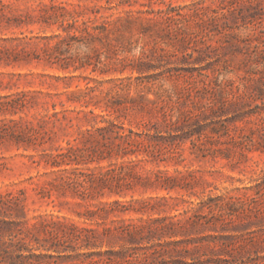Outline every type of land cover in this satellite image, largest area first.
<instances>
[{"label":"rangeland","instance_id":"rangeland-1","mask_svg":"<svg viewBox=\"0 0 264 264\" xmlns=\"http://www.w3.org/2000/svg\"><path fill=\"white\" fill-rule=\"evenodd\" d=\"M0 7V264H264V0Z\"/></svg>","mask_w":264,"mask_h":264},{"label":"trees","instance_id":"trees-1","mask_svg":"<svg viewBox=\"0 0 264 264\" xmlns=\"http://www.w3.org/2000/svg\"><path fill=\"white\" fill-rule=\"evenodd\" d=\"M1 8V7H0ZM2 17L3 13L0 11V25L2 24ZM24 103H22V100H18V98H10L8 100H4L0 102V108H16V107H22ZM60 112L63 115H66L63 111L55 110L50 117H56L59 118ZM121 126H117V124L113 121H111V124L105 125L102 127H98L100 130H110L113 133H115L116 139H118V150L120 151L119 154L122 156L128 155V154H138L143 153L146 151V142L144 139L139 138L138 136H142V133H139L138 131L135 132L133 129H130L127 133L125 130H122L120 128ZM12 134V133H11ZM15 134V133H13ZM12 134V135H13ZM22 132L16 134V137L22 136ZM87 135L89 137H94V132L89 129L87 132ZM80 138L76 137L77 143H69V147H64L63 151L53 155V160L50 161L53 165H61L63 163H71L73 160H77L75 157L78 155L77 152H80L79 150L82 149L79 144L78 140ZM111 152H113V149L109 150V156H111ZM101 157V156H100ZM102 157H105L102 155ZM62 158V159H59ZM78 162V160H77ZM132 165L129 163H122L118 165L117 167H112L109 169H106L102 172L100 176L94 175V173H86L84 179L80 180L79 178H75L76 181H78L80 184L84 182H88V186L96 187L98 184H100L99 181H101L103 184H106V186L114 187H122L125 185L126 187H132L137 182L140 181V177L135 171L132 170ZM114 182V184H113ZM146 184V181H143ZM162 186H165L166 188H171L173 185H170L168 182L162 183ZM116 190V189H115ZM107 205H110L107 203ZM136 230H133L131 233H135ZM135 235V234H134ZM80 238V237H79ZM87 239H90V237H87Z\"/></svg>","mask_w":264,"mask_h":264}]
</instances>
